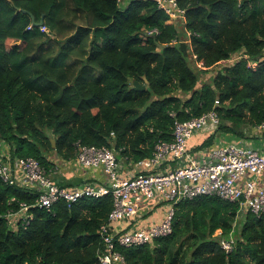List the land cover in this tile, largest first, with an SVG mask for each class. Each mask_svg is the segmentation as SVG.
Here are the masks:
<instances>
[{"label": "trees", "instance_id": "trees-1", "mask_svg": "<svg viewBox=\"0 0 264 264\" xmlns=\"http://www.w3.org/2000/svg\"><path fill=\"white\" fill-rule=\"evenodd\" d=\"M178 3L183 14L168 22L152 0H0V140L10 156L54 169L49 154L62 165L76 161L79 142L136 162L173 139L176 120L212 110L219 124L188 140L193 157L234 143L215 144L217 131L258 144L244 130L256 132L264 121V0ZM241 52L263 57L258 68L245 59L223 64ZM212 70L209 82H200L198 72ZM134 80L146 88L135 90ZM35 199V191L0 179V264H98L111 196L30 207L32 217L10 227L8 211ZM174 208L171 234L119 248L126 264H264V214L245 212L226 252L215 232L234 230L237 203L199 196ZM135 221L116 225L124 230Z\"/></svg>", "mask_w": 264, "mask_h": 264}, {"label": "built area", "instance_id": "built-area-1", "mask_svg": "<svg viewBox=\"0 0 264 264\" xmlns=\"http://www.w3.org/2000/svg\"><path fill=\"white\" fill-rule=\"evenodd\" d=\"M152 1L169 15L168 22L184 12L178 0ZM42 29L45 27L42 26ZM154 32L157 29L148 31L149 34ZM242 59L246 60L247 68L255 70L263 57L250 59L245 53H235L224 60L223 64ZM218 124L219 116L215 110L186 121L176 120L173 139L158 142L150 157L132 162L135 171L126 177L119 175L120 164L114 149L86 146L77 142L76 163L81 168L100 167L104 175L102 183L84 181L67 187L54 182L57 167L45 170L34 158L0 155V179L6 184L36 192L35 203L20 202L18 211H8V224L13 227L14 219L21 217L27 222L32 217L28 213L30 207L51 209L58 201L70 205L84 197L100 198L110 195L112 208L107 222L99 229L106 249L98 254V264H126L119 248L137 247L169 235L172 232L174 205L181 200L216 196L237 203L236 218L245 212L261 216L264 214V149L230 143L208 152L203 151L196 157L187 149L188 140L195 132L207 129L213 131ZM255 129L263 134L264 121L256 125ZM123 159L130 161L126 157ZM173 162H179V165L172 167ZM156 203L165 206L159 223L147 227H136L133 224L130 228L118 229L116 223L136 220L141 217L142 210ZM215 235L219 236L222 249L226 252L233 249L232 233L222 237L221 231L217 230Z\"/></svg>", "mask_w": 264, "mask_h": 264}, {"label": "crops", "instance_id": "crops-1", "mask_svg": "<svg viewBox=\"0 0 264 264\" xmlns=\"http://www.w3.org/2000/svg\"><path fill=\"white\" fill-rule=\"evenodd\" d=\"M204 131V130H201ZM209 131L208 129L206 132ZM200 132V131H199ZM257 136V135H256ZM259 138H255L259 147L257 146V149H264V133L261 134V136H258ZM243 142V140H242ZM236 143V142H234ZM246 145H250L254 143V141H248L243 142ZM195 144V143H194ZM239 144V143H237ZM9 146L3 142H0V155L4 157L10 156L9 153ZM117 157H119L117 155ZM120 168H119V175L120 176H130L134 173L135 169L133 168L132 162L125 161L121 157L118 158ZM62 168V174L57 171V173L54 175L55 180L60 185H65L69 182H71V186L80 184L84 181H95L98 183H102L104 181V175L102 173V169L100 167H89V168H81L75 160H71L69 162H63V165H61ZM58 169V168H57ZM154 206V205H153ZM147 207L144 210L141 211V217L140 220L135 222L136 227H147L150 224H156L159 223L162 219L164 213L162 212V208L164 209L165 206L163 204L156 203L154 206V209L159 206L160 212L157 213L156 209L150 211L152 207ZM158 209V208H157ZM165 212V210H164ZM157 213V214H155Z\"/></svg>", "mask_w": 264, "mask_h": 264}, {"label": "rangeland", "instance_id": "rangeland-1", "mask_svg": "<svg viewBox=\"0 0 264 264\" xmlns=\"http://www.w3.org/2000/svg\"><path fill=\"white\" fill-rule=\"evenodd\" d=\"M123 4H125V3H123ZM174 20H175V18L171 19V21H174ZM178 30H179V28H178ZM12 43H13V40H7L6 41V44L8 46H10ZM194 58H195V56H194ZM190 61L192 62L193 59L190 60ZM201 63L202 62L200 61L198 63V65L197 64L195 65L196 68H197V70L203 68L202 65L200 66ZM198 73H199V77H200V82H209L211 76H213L214 70H212V71H206V72H198ZM244 132H245V135L252 136L253 138L256 135L257 136H261V134H262V133H260L258 131L255 132L253 129L251 130L249 128L248 129H245ZM242 139H243V142H246V140L251 141V138H247V137L242 138ZM0 142L5 143L2 140H0ZM229 142H236V143H239V145H241V146H246V144H244L242 142V140H239V138H237L234 134H223L222 132H218V131L216 132V136H215V139H214V143L215 144H226V143H229ZM251 145L253 147H255V148H257V146L259 147V144H256V143H252ZM49 156L56 161V163H57L56 164V167L58 168V171L62 174V171H61L62 170V168H61V165H62V162L61 161H62V159L60 157H58L57 155H55L54 152H51L49 154ZM156 211H157V213H159L160 212V209L158 208V209H156ZM157 213H155V214H157ZM243 219H244V215L241 218L238 219V221L236 223V226L234 227L235 228V232H236V230L240 226L239 225L240 224L239 222H241ZM235 232L232 233V237L233 238H235Z\"/></svg>", "mask_w": 264, "mask_h": 264}, {"label": "water", "instance_id": "water-1", "mask_svg": "<svg viewBox=\"0 0 264 264\" xmlns=\"http://www.w3.org/2000/svg\"><path fill=\"white\" fill-rule=\"evenodd\" d=\"M22 11L25 12V10H22ZM31 18H32V23L35 24V20H34L33 16ZM41 23H42V21L39 22V24H41ZM133 84H134V89L135 90H144L146 88L145 84H140L136 80L133 81ZM50 141H51L52 147L55 148V146H56L55 140L54 139H50Z\"/></svg>", "mask_w": 264, "mask_h": 264}, {"label": "clouds", "instance_id": "clouds-1", "mask_svg": "<svg viewBox=\"0 0 264 264\" xmlns=\"http://www.w3.org/2000/svg\"><path fill=\"white\" fill-rule=\"evenodd\" d=\"M117 155V154H116ZM118 158V157H117ZM65 186V185H64ZM243 216V214L239 217V218H241ZM237 217V216H236ZM239 218H236V223H237V220L239 219ZM236 226V224H234V227ZM233 232H235V228H234V230H232L230 233H233ZM229 233V234H230ZM171 234V233H170ZM217 236V235H216ZM222 237H225V236H222ZM218 239H219V236H218ZM234 240H235V238H234ZM219 241V240H218Z\"/></svg>", "mask_w": 264, "mask_h": 264}]
</instances>
